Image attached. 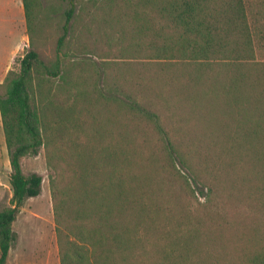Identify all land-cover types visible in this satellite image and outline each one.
Segmentation results:
<instances>
[{
	"label": "rangeland",
	"instance_id": "1",
	"mask_svg": "<svg viewBox=\"0 0 264 264\" xmlns=\"http://www.w3.org/2000/svg\"><path fill=\"white\" fill-rule=\"evenodd\" d=\"M134 2L77 0L59 46L70 6L35 0L27 40L12 58L21 35L13 16L0 22V94L28 50L56 72L35 70L29 88L43 144L21 159V169L42 184L12 223L17 237L8 264H62L80 244L73 226L88 222L65 211L72 197L83 202L95 190L86 209L97 203L104 211L111 203L103 197L118 179L140 199L141 225L150 229L134 245L142 255L137 264L156 263L150 245L161 230L185 231L197 221L194 262L201 256L202 264H238L264 248V163L253 166L246 152L264 143V63L256 68L264 52L243 66L253 64L261 79L249 72L237 83L230 76L236 63L154 58L149 41L163 42L167 33L154 38L140 29L138 39L129 15L148 13L130 8ZM251 8L256 16V0ZM10 173L0 123V211L11 206ZM136 220L131 213L125 223L131 229ZM103 235L110 244L114 235L105 227Z\"/></svg>",
	"mask_w": 264,
	"mask_h": 264
},
{
	"label": "trees",
	"instance_id": "2",
	"mask_svg": "<svg viewBox=\"0 0 264 264\" xmlns=\"http://www.w3.org/2000/svg\"><path fill=\"white\" fill-rule=\"evenodd\" d=\"M34 1L22 0L27 26L31 22ZM65 1L70 7L65 11L59 46L68 33L77 0ZM251 4L252 0H135L130 8L135 7L148 14H145L146 17H141L139 12L129 15L132 16L130 24H135L137 34L134 35L137 36L144 30L152 32L154 38L167 33L163 42L158 39L149 41L147 48L154 58L205 65H210V62L236 63L238 66H234L230 74L234 83L246 79L249 72L256 73L259 80L261 77L257 69L254 71L253 64L248 70L243 67L255 60L258 49L264 52V0H256V16H253ZM258 63H264V60L257 61L256 58V68ZM40 69L56 75L35 51L28 50L20 60L19 73L7 78L5 91L0 94V118L9 156V184L12 189L11 206L0 211V264H8L9 250L16 241L17 236L11 226L17 213L25 200L39 196L41 191L42 177L36 173L25 176L21 169V159L29 154H37L43 144L39 120L31 106L29 93L33 73ZM246 152L250 154L253 166L264 163V143L256 142V146L248 147ZM111 188V195L103 197V200L109 199L111 203L104 211L97 203L94 206L90 204L86 209L88 203L97 200L95 190L90 195L91 199H87L90 202H81L78 197H72L71 206L68 205L65 211H71L88 222L73 226L80 244H74L73 253L62 256V264L138 263V256L142 255L134 245L150 232L148 227L141 225L142 203L120 179L113 182ZM130 207L134 208L133 212L129 211ZM113 212L116 217L111 221ZM131 213L136 215L137 220L130 229L125 220ZM104 227L114 235L110 244L104 241ZM201 231L199 221L187 225L185 231L161 230L156 238L159 242L150 245L155 264H202L201 256L196 262L191 258V252L198 250L196 240ZM238 264H264V248L243 255Z\"/></svg>",
	"mask_w": 264,
	"mask_h": 264
},
{
	"label": "crops",
	"instance_id": "3",
	"mask_svg": "<svg viewBox=\"0 0 264 264\" xmlns=\"http://www.w3.org/2000/svg\"><path fill=\"white\" fill-rule=\"evenodd\" d=\"M9 15L13 16V19H11V22L12 24H15L17 26V29L19 30L20 35H21V39H20L21 41L18 43L16 49L10 55V58H12V56H14V54L17 53V50L20 47V44L23 45L25 41L27 40L24 34L26 20H25L24 7H23L22 0H0V22L2 23L6 22L8 18L10 17ZM8 61L5 67H7ZM5 67L3 69H5Z\"/></svg>",
	"mask_w": 264,
	"mask_h": 264
}]
</instances>
